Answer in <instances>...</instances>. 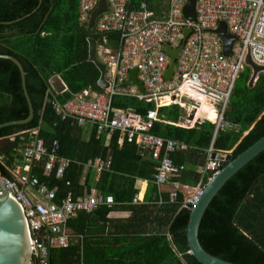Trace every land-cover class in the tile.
<instances>
[{"label":"trees","instance_id":"16d2710c","mask_svg":"<svg viewBox=\"0 0 264 264\" xmlns=\"http://www.w3.org/2000/svg\"><path fill=\"white\" fill-rule=\"evenodd\" d=\"M142 1L149 8L166 7V0H132V3L137 5ZM77 6L78 0H0V55L11 56L21 64L33 108V117L28 123L0 128V176H11L8 167L15 157L13 148L17 138L9 140V137L38 127V136L45 146L57 140L58 155L71 160L61 178H56L52 171L44 174L46 157L31 166V177L49 188H57L56 201L68 189L77 187L82 166L74 161L83 164L95 151L104 156L102 139H95L94 129L87 142H83L79 129L71 121H61L48 102L52 97L65 101L87 87L102 92L97 85L99 72L87 60V40L94 38L98 44L104 36L108 45H115L116 36L96 34L94 29L80 24ZM17 19L14 23H4ZM250 74L248 67L240 72L224 113L225 121L235 128L215 130L214 124L205 121L186 129L173 124L182 116L177 105L157 109L159 120L152 124L151 133L193 146V168L181 174L178 180L182 183L196 187L201 178L196 169L205 166L206 150L210 146L213 151H231L233 158L264 135V72L257 75L252 87L248 86ZM54 75L61 79L67 91L51 95L50 78ZM111 105L129 108L143 117L154 109L153 103L122 96H113ZM27 115L19 70L11 60L0 57V124L24 119ZM117 137L114 133L110 141L112 171L101 172L98 184L103 194L113 196L117 205H102L89 214L78 212L67 222V227L70 232L85 236L66 247L51 249L48 264H200L188 253L185 232L189 209L181 207L182 192L172 204H130L135 190L133 180L126 179V175L149 179L155 165L137 157L134 143L124 141L117 148ZM170 157L175 164L187 159L181 154ZM212 175L213 171L207 170L201 185ZM121 180L123 190L105 186L107 181ZM166 196L163 193L165 201ZM156 199L155 194L152 200ZM120 201L125 204L118 205ZM113 211L128 212V216L110 218ZM198 240L208 253L223 260L264 264V150L228 179L212 198L201 218Z\"/></svg>","mask_w":264,"mask_h":264},{"label":"built area","instance_id":"2783aa9c","mask_svg":"<svg viewBox=\"0 0 264 264\" xmlns=\"http://www.w3.org/2000/svg\"><path fill=\"white\" fill-rule=\"evenodd\" d=\"M186 2L166 0V7L157 9L149 8L145 1L133 5L132 0H106L107 11L96 17L93 29L96 34L116 36L115 45H108L103 36L95 46V57L104 65L108 87L102 92L86 88L62 102L54 97L48 100L60 120H71L80 126L91 124L98 134L117 132L120 141L134 143L141 155L155 162L152 181L158 188L183 169L173 163L169 153L187 147L151 133L152 124L158 120L157 109L174 104L185 116L187 126L209 121L215 130L228 128L231 124L225 121L224 113L235 81L247 67L246 56L255 65L264 66V0H196L193 21L183 15ZM97 3L98 0H78L80 24L87 26ZM220 22L235 36L228 55L222 53V41L213 32ZM165 45L178 49L169 78L165 77L170 64V57L163 50ZM132 69L136 70L135 78L142 90L134 84H125ZM113 96L150 102L154 109L143 117L128 108L112 107ZM38 130L36 127L21 133L19 144L13 148L12 166L8 167L11 176H0L7 196L23 216L30 252L28 264H48L51 249L83 239V234H74L67 227L78 212L89 214L99 206L114 204L110 194L99 191L74 194L71 189L56 201V187L49 188L31 177L32 164L43 157H46L44 174L52 171L56 178L62 177L71 162L58 155L57 140L46 147ZM211 154L209 150L203 172L211 170L214 175L220 165ZM86 165L104 170L110 167V159L88 160ZM65 184L70 185L69 181ZM171 184L174 187L168 202L174 203L180 191L177 182ZM202 188L199 184L190 195L182 194L181 207L189 209Z\"/></svg>","mask_w":264,"mask_h":264},{"label":"water","instance_id":"95a60500","mask_svg":"<svg viewBox=\"0 0 264 264\" xmlns=\"http://www.w3.org/2000/svg\"><path fill=\"white\" fill-rule=\"evenodd\" d=\"M195 1L196 0H187L183 8V15L189 21H193L195 18ZM106 11V0H98L97 6L92 10L90 14L87 28L93 29L96 17ZM28 15H25L24 17H27ZM18 20L19 19L4 23L10 24ZM213 32L216 33L222 41V53L224 55H228L230 53L232 44L235 41V36L227 32L224 22H220L218 24V27L214 29ZM187 33L188 30L186 29L184 31V38L186 37ZM87 41V60L89 62H92L99 71L97 85L100 88L105 89L108 87V83L104 80V65L100 63L95 57L96 41L94 38H89ZM163 50L170 57V64L165 73V77L169 78L178 49H171L169 46L165 45L163 47ZM0 57L11 60L17 66L20 73L23 94L28 106V115L24 119L1 123L0 128L10 125L26 124L33 117V108L25 87L24 70L21 64L15 58L7 55H0ZM245 63L246 66L251 70V75L248 80V86L252 87L257 75L261 72H264V66L260 67L255 65L251 61L249 56H246ZM135 72V69L129 71V77L125 84H134L140 90H142L141 83L138 82L135 78ZM263 150L264 135L233 158L231 152H212L211 158L217 160L218 164L222 167L210 179H208L207 183L201 189L194 203L189 208V216L185 232L188 245V253L191 254L200 264H235L208 253L201 246L198 240V228L208 204L220 190V188L239 169H241L246 163H248ZM29 259L30 252L28 249L27 235L25 231L23 216L17 204L7 196L6 189L0 180V264H28Z\"/></svg>","mask_w":264,"mask_h":264},{"label":"crops","instance_id":"0c3cea01","mask_svg":"<svg viewBox=\"0 0 264 264\" xmlns=\"http://www.w3.org/2000/svg\"><path fill=\"white\" fill-rule=\"evenodd\" d=\"M250 69V68H249ZM251 71V70H250ZM99 72V71H98ZM251 75V74H250ZM57 75H54L50 78V87H51V95L52 94H59L63 91H67L66 89V86L65 84L61 81V79L57 76ZM104 80H105V77H104ZM256 80V79H255ZM106 81V80H105ZM107 82V81H106ZM255 82V81H254ZM253 82V83H254ZM253 86V85H252ZM88 88V87H87ZM86 89V88H85ZM91 89V88H89ZM102 89V88H101ZM92 90V89H91ZM104 89H102L103 91ZM94 91V90H92ZM81 92V91H80ZM97 92V91H95ZM77 94V93H76ZM73 95V94H72ZM71 95V96H72ZM129 109V108H128ZM56 115V114H55ZM58 117V116H57ZM185 116H181L179 121L177 123H173L175 126H179V127H182V128H186V129H190V128H193V126H187L186 122L184 121ZM159 120V119H158ZM63 121V120H61ZM68 121H71V120H68ZM72 122V121H71ZM72 124H74L78 129H79V135H80V138L83 140V142H87V140L89 139V137L92 135L93 133V129L95 130L94 126L91 125V124H88L86 123L85 125H77L75 122H72ZM236 126H229L228 129L230 128H235ZM21 132H18V133H15L13 135H11L9 137V140L10 138L14 139V136H16L17 138V144L18 143V140L20 139V136H21ZM117 133V132H115ZM118 134V133H117ZM246 134V132L244 133ZM112 135H108L106 132H102L100 134H98L96 131H95V134H94V137L95 139H99L101 138L102 139V144H101V148L104 149V156H100L97 154V152L95 151V155L93 157H90L88 158L85 162H83V164L79 161H74L75 164L77 165H80L82 166V170H81V173H80V176H79V179L76 183L77 187L76 188H73L71 189L72 192L74 194H83V193H90V192H93V191H99L101 193H103L99 187V180H100V176H101V172H108L110 173L112 170L110 169L111 167V160H112V157H113V152L111 151L110 149V144H111V138H112ZM166 139V138H165ZM169 139V138H168ZM169 140H172V141H178V142H181L183 143L184 145H186L187 148H185L184 150L182 151H174V152H171L169 153V157L172 155V154H181V155H186L187 156V159L184 161V163L182 164H179V165H182L183 166V169L182 171L176 175V176H173V178H171V181H169L168 184L164 185L163 187L161 188H158L152 181V175H151V179L149 178H145V177H140V176H130V175H126V179H132L133 180V189L135 190V193H134V196H133V199L132 201L130 202V204H133V205H139V204H142L144 202H147L146 204H156V206H161L165 203L168 202V195L170 193V191L173 189L174 185L171 184V182L175 181L178 183V190L180 192H182V194L184 195H190L192 192H193V186H189L185 183H182L180 180H178L181 176V174L185 171H187V169H190V168H193V146L192 145H189L183 141H179V140H176V139H169ZM16 144V145H17ZM116 144H117V148H121V146L124 144V141H120L117 137V141H116ZM135 145V144H134ZM136 147V145H135ZM209 150L211 152H217V151H213L211 146L206 150V153H207V160H208V154H209ZM218 152H231V151H218ZM135 154L137 155V157L140 159V160H145V161H148V162H151L155 165V162L149 158L148 156L146 155H141L138 150H137V147L135 148ZM171 158V157H170ZM93 159H101V160H106V159H110V167L107 168V169H104V170H96L94 168H92L91 166H87L86 165V162L88 160H93ZM172 160V159H171ZM155 168V167H154ZM203 168L204 167H197V171L201 173V178L199 180V183H197L196 186H198L199 184H201V180H202V176L205 174V172H203ZM90 178H89V176ZM87 177L90 179L89 182L87 183ZM123 180L121 181H118V182H108L105 183V186H107L108 188H111L112 190H115V189H119V190H123L125 189V186H123ZM155 189V191H154ZM155 193H154V192ZM66 193V192H65ZM163 193H166L167 196H166V199L167 201H165L164 199L165 198H162V195ZM110 194V193H108ZM157 196V199L158 201H153L152 200V197L153 196ZM111 195V194H110ZM137 197V201H134V197ZM63 197V196H62ZM113 197V196H112ZM57 198V192L55 194V200ZM150 198V200L148 199ZM58 199V198H57ZM147 199V200H146ZM169 203V202H168ZM119 204H125V202H122L120 201L118 203ZM169 204H172V203H169ZM114 205H117V203L114 202V204L112 205V207ZM128 216V212H122V211H113L109 214V217L110 218H125ZM75 217V216H74ZM84 235V234H83ZM85 236V235H84Z\"/></svg>","mask_w":264,"mask_h":264},{"label":"rangeland","instance_id":"374dc122","mask_svg":"<svg viewBox=\"0 0 264 264\" xmlns=\"http://www.w3.org/2000/svg\"><path fill=\"white\" fill-rule=\"evenodd\" d=\"M244 68H245V67H244ZM242 71H243V70H242ZM242 71H241V72H242Z\"/></svg>","mask_w":264,"mask_h":264}]
</instances>
